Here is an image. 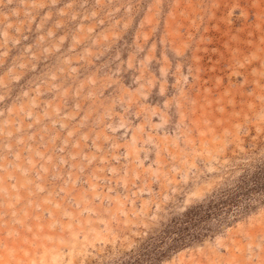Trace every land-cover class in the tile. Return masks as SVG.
Segmentation results:
<instances>
[{
	"label": "rangeland",
	"instance_id": "obj_1",
	"mask_svg": "<svg viewBox=\"0 0 264 264\" xmlns=\"http://www.w3.org/2000/svg\"><path fill=\"white\" fill-rule=\"evenodd\" d=\"M0 264H264V0H0Z\"/></svg>",
	"mask_w": 264,
	"mask_h": 264
}]
</instances>
